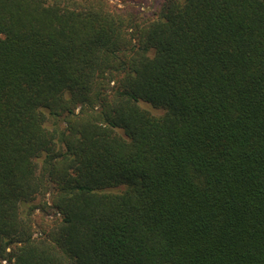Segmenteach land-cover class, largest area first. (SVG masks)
Returning a JSON list of instances; mask_svg holds the SVG:
<instances>
[{"label": "trees", "instance_id": "16d2710c", "mask_svg": "<svg viewBox=\"0 0 264 264\" xmlns=\"http://www.w3.org/2000/svg\"><path fill=\"white\" fill-rule=\"evenodd\" d=\"M156 4L0 0V264H264V0Z\"/></svg>", "mask_w": 264, "mask_h": 264}, {"label": "rangeland", "instance_id": "374dc122", "mask_svg": "<svg viewBox=\"0 0 264 264\" xmlns=\"http://www.w3.org/2000/svg\"><path fill=\"white\" fill-rule=\"evenodd\" d=\"M111 4L117 7H127L132 8L136 10H141L143 12H151L154 10L157 6L156 2L157 0H144L143 3L136 4L134 2H123L122 0H110ZM146 108L150 109L153 112H158L155 109H153L151 106H148L147 104L144 105ZM34 222H35V230H40L41 227H45L48 223V219L44 217L41 213L35 212L33 214Z\"/></svg>", "mask_w": 264, "mask_h": 264}]
</instances>
